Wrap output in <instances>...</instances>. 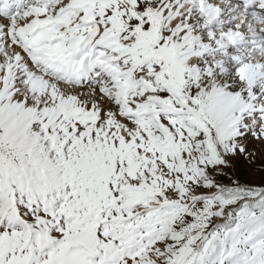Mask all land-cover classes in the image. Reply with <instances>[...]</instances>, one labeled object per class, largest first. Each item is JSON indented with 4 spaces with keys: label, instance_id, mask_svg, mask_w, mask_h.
I'll list each match as a JSON object with an SVG mask.
<instances>
[{
    "label": "snow or ice",
    "instance_id": "obj_1",
    "mask_svg": "<svg viewBox=\"0 0 264 264\" xmlns=\"http://www.w3.org/2000/svg\"><path fill=\"white\" fill-rule=\"evenodd\" d=\"M0 264H264V0H0Z\"/></svg>",
    "mask_w": 264,
    "mask_h": 264
}]
</instances>
